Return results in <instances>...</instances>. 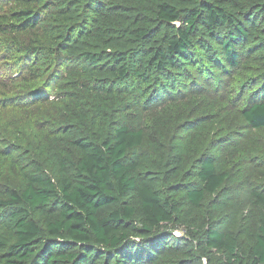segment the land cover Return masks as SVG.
I'll return each instance as SVG.
<instances>
[{
	"label": "trees",
	"instance_id": "trees-1",
	"mask_svg": "<svg viewBox=\"0 0 264 264\" xmlns=\"http://www.w3.org/2000/svg\"><path fill=\"white\" fill-rule=\"evenodd\" d=\"M201 80L264 130V0H0V264H264V166L225 224L192 117L130 122Z\"/></svg>",
	"mask_w": 264,
	"mask_h": 264
},
{
	"label": "rangeland",
	"instance_id": "rangeland-1",
	"mask_svg": "<svg viewBox=\"0 0 264 264\" xmlns=\"http://www.w3.org/2000/svg\"><path fill=\"white\" fill-rule=\"evenodd\" d=\"M1 74L7 75L5 72ZM246 75L250 76L249 73L238 74L235 79L237 87L245 84ZM203 83L201 80L197 86L188 89L192 98H187L181 103L175 101L168 105L158 104L148 112L136 111L129 117L130 122L176 135L180 128L176 132L173 131L175 118L189 114L192 118L187 126L185 125L187 134L193 137L196 146H207L206 151L211 152L217 165L228 173L229 181L219 195L220 203L226 205L227 216L223 221L225 224L237 221V224L242 225L248 220L251 212L248 209L247 192L252 189L256 170L259 166H264V130L255 133L241 124L235 103L237 87L212 91V88L205 87ZM49 94L52 99L56 97L57 92L51 88ZM22 107L26 108L25 105ZM7 137L12 140L17 136L10 134ZM183 233L182 228L174 230L177 236H182Z\"/></svg>",
	"mask_w": 264,
	"mask_h": 264
}]
</instances>
